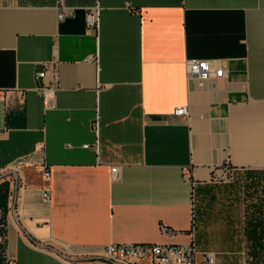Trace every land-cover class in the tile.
Here are the masks:
<instances>
[{"label": "crops", "instance_id": "1", "mask_svg": "<svg viewBox=\"0 0 264 264\" xmlns=\"http://www.w3.org/2000/svg\"><path fill=\"white\" fill-rule=\"evenodd\" d=\"M64 5L74 12L59 21L57 0H0V174H30L18 216L5 214L0 264H98L108 244L193 242L211 253L195 194L229 170L260 177L249 188L264 193V0ZM95 6L96 31L85 25ZM194 59L224 77L187 76ZM42 63L59 75L51 109L34 79ZM178 107L187 116H174ZM252 195L242 249L264 264V196Z\"/></svg>", "mask_w": 264, "mask_h": 264}, {"label": "built area", "instance_id": "2", "mask_svg": "<svg viewBox=\"0 0 264 264\" xmlns=\"http://www.w3.org/2000/svg\"><path fill=\"white\" fill-rule=\"evenodd\" d=\"M74 9L64 5V0H57V20L61 21L66 17L73 15ZM85 25L89 30H97L99 25V10L98 7L90 9L86 14ZM41 70L34 74L35 81H41L42 85L37 87V92L42 98L45 108L51 109L54 107V95L58 90V71L53 63H42ZM186 73L189 77H195L199 81H207L211 79H221L224 77L225 71L222 66H214L206 60H190L186 64ZM46 81V83L44 82ZM176 117L187 116L185 107H178L173 111ZM93 129H96V121L92 123ZM88 148V145L83 146ZM15 172L18 175V182L2 179L4 173ZM0 174V182L7 180L10 184L7 195V205L4 214L0 208V255L1 247L4 246L5 236V214L9 209H13L15 216H18L17 200L19 190L24 185V180L20 174V170L13 167ZM113 177L119 174L118 168L111 169ZM45 178H49V173L45 171ZM50 197L49 190L42 193V198L47 200ZM40 243H33L34 247L41 246ZM63 260L67 257L66 251L58 253ZM197 256L199 259L197 260ZM140 261H147L150 264H214V254L208 252H198L193 242L187 245H170V244H149V243H130V244H108L103 249V260L98 264H137ZM7 264H13L7 260Z\"/></svg>", "mask_w": 264, "mask_h": 264}, {"label": "rangeland", "instance_id": "3", "mask_svg": "<svg viewBox=\"0 0 264 264\" xmlns=\"http://www.w3.org/2000/svg\"><path fill=\"white\" fill-rule=\"evenodd\" d=\"M21 169H19L20 174L26 181L30 174ZM6 173L3 174L2 179L19 181L17 173L9 171L5 175ZM258 178L260 177L245 171L229 170V174L213 177L212 189L208 195L195 194L196 230L200 227L199 240L201 239L206 245V250L214 254V264H257L255 260L248 259L242 249L240 227L245 217L243 214L246 213V206L251 202L253 190L249 187L256 185ZM259 184L258 190H264V183ZM257 193L259 195L254 193L252 197L264 196V193ZM198 207L201 209L200 223H198ZM232 241H234L231 248L233 251H226L227 253L218 251L222 246L229 247Z\"/></svg>", "mask_w": 264, "mask_h": 264}, {"label": "trees", "instance_id": "4", "mask_svg": "<svg viewBox=\"0 0 264 264\" xmlns=\"http://www.w3.org/2000/svg\"><path fill=\"white\" fill-rule=\"evenodd\" d=\"M5 193H6V184L2 183L0 184V208L2 213L4 214L5 212ZM3 248V246L1 247V249Z\"/></svg>", "mask_w": 264, "mask_h": 264}]
</instances>
